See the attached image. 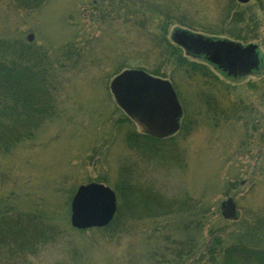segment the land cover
<instances>
[{
    "label": "rangeland",
    "instance_id": "1",
    "mask_svg": "<svg viewBox=\"0 0 264 264\" xmlns=\"http://www.w3.org/2000/svg\"><path fill=\"white\" fill-rule=\"evenodd\" d=\"M248 1L239 8L244 21L228 18L223 24L228 0H49L36 10L0 0V38L26 41L33 35L29 42L45 51L58 82L59 117L0 156V205L41 210L65 231L27 264L65 263L74 245L87 264H171L177 259L174 242L189 237L195 246L182 264H201L214 235L227 246L264 219V74L235 82L206 63L213 77L188 76L169 59L166 41L176 28L203 35L201 25L231 29L242 38L221 30L216 35L258 45L263 63L264 0ZM166 15L173 19L164 36ZM126 69L159 72L171 81L192 123L159 144L163 150L156 156L126 142L129 130L141 128L125 119L110 88ZM208 99L216 100L215 108L208 109ZM126 169L151 192L183 201V211L176 212V203L164 217L131 220L112 242L97 229H70L71 190L91 182L114 190ZM229 198L236 202L237 220L222 216Z\"/></svg>",
    "mask_w": 264,
    "mask_h": 264
},
{
    "label": "trees",
    "instance_id": "2",
    "mask_svg": "<svg viewBox=\"0 0 264 264\" xmlns=\"http://www.w3.org/2000/svg\"><path fill=\"white\" fill-rule=\"evenodd\" d=\"M10 1L15 7L36 10L49 0ZM248 3V0L246 2L228 0L227 11L222 23L224 24L228 18L234 23L244 21L246 12L239 8L247 6ZM171 19H173L171 15H166V20L161 25L164 36L168 33L167 27L171 25ZM178 20L183 22L182 19ZM183 25L196 29V26L191 22H185ZM201 29L207 33L205 36L217 39H228L216 35L217 30L218 32L221 30L222 33L219 34L226 32L238 39L242 38L240 34L233 33L231 29L224 31L226 30L224 28H213L206 25H201ZM170 39L173 44L166 40L170 47L169 59H172L176 66L183 68L188 76L200 74L204 77H213V73L211 74L206 63L212 66L213 64L204 59H202L203 63L189 60L191 55L172 39V34ZM48 60L45 51L29 40L25 41L18 37L0 38V156H6L21 143L33 140L46 123L59 117L58 82L54 79L56 78L54 69L50 68L52 65ZM218 72L223 74L221 71ZM152 74L164 77L159 72H152ZM224 74L225 77L235 82H240L250 76H261L264 74V61L258 69L243 76L235 77L227 73ZM206 104L211 110L218 103L215 99L212 101L208 99ZM125 119L130 123H135L128 115ZM179 122V127L176 130L164 136L141 129L139 131L129 130L126 134V142L130 148L156 156L163 150L158 151L161 147L159 144L169 138H174L178 132L185 128V123L192 125L183 110ZM120 179L114 189L117 196V211L113 220L107 226L90 228V230L97 229L102 232V238L111 242L119 236L118 234H122L121 232L127 228L129 221L164 217L174 211L177 203V200L170 201L161 194L151 192L150 186L133 181L130 171L127 169ZM75 191L74 188L71 190L69 198ZM177 204L179 205L176 207V212L183 211L181 208L185 205L184 202ZM196 205L198 206L197 203ZM17 206L13 203L9 204L8 201L2 202L0 205V264H27V259L30 256L41 254L52 241L65 232L45 212L33 211V209L24 210ZM140 210L149 212H139ZM257 223L258 226L254 229L248 228V230L237 233L235 241L227 246H223L224 242L220 235H214L205 250V256L202 255L200 258V261L203 262L201 264H264V219ZM70 229L79 232L89 230L77 229L72 225H70ZM174 243L176 248L173 255L177 259H172L170 262H172L171 264H182L186 262V258H190L195 240L189 237L184 242L181 240ZM69 252H72L71 258L65 263L58 264H83L88 261V259L78 258L81 257V252L76 245L71 246ZM195 261L193 260L194 264Z\"/></svg>",
    "mask_w": 264,
    "mask_h": 264
},
{
    "label": "water",
    "instance_id": "3",
    "mask_svg": "<svg viewBox=\"0 0 264 264\" xmlns=\"http://www.w3.org/2000/svg\"><path fill=\"white\" fill-rule=\"evenodd\" d=\"M178 29L172 32V39L176 43L191 56L205 57L228 75L243 76L258 69L262 63L256 51L258 45H244L184 29L180 32ZM32 37L29 35L28 39ZM233 66L239 70L234 71ZM110 88L117 104L138 123L141 130L164 136L179 127L182 107L169 80L153 76L142 69H126L113 79ZM160 100L168 102L166 106L170 105L169 111L158 106ZM165 120L168 130L163 132H155L148 126L150 123L159 127V123ZM116 211L115 191L103 183L91 182L77 188L71 200L70 220L77 229L104 227L113 220ZM222 216L229 220L237 218V206L232 198L222 203Z\"/></svg>",
    "mask_w": 264,
    "mask_h": 264
},
{
    "label": "flooded vegetation",
    "instance_id": "4",
    "mask_svg": "<svg viewBox=\"0 0 264 264\" xmlns=\"http://www.w3.org/2000/svg\"><path fill=\"white\" fill-rule=\"evenodd\" d=\"M233 69H234V71H238L239 69L237 68V66H233ZM168 103V102H167ZM167 103L165 102V101H163V100H160L159 102H158V106L160 107L161 106V108L164 110V107L165 108H168L167 110H165V111H169L170 110V105L168 104V106H166L167 105ZM171 118V117H170ZM148 126H149V128L151 129V130H155V132H159V131H161V132H163L164 130H168V125H167V123H166V120L165 121H162L161 123H159V127H157V126H153L152 124H148Z\"/></svg>",
    "mask_w": 264,
    "mask_h": 264
}]
</instances>
